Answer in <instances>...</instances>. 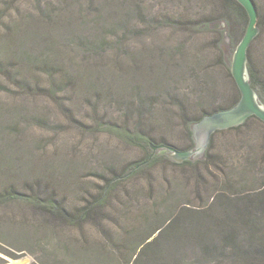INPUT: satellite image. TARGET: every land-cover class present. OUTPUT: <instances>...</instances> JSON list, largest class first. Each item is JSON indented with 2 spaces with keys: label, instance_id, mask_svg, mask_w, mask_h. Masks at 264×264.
Masks as SVG:
<instances>
[{
  "label": "rangeland",
  "instance_id": "rangeland-1",
  "mask_svg": "<svg viewBox=\"0 0 264 264\" xmlns=\"http://www.w3.org/2000/svg\"><path fill=\"white\" fill-rule=\"evenodd\" d=\"M134 1L152 21L136 13L129 32H114L99 7L115 0H0V264H127L138 242L124 234H144L173 204L228 218L222 199L264 192L258 119L217 129L209 156L210 141L189 158L195 166L177 165L170 148L197 149V123L194 147H185L192 139L176 102L214 111L237 98L228 67L248 24L202 23L217 0ZM255 3L251 54L264 75V0ZM104 38L93 53L87 39ZM125 122L140 123L153 147L121 138L115 129ZM122 174L104 207L112 219L74 225L31 198L74 209ZM8 189L15 196L3 199Z\"/></svg>",
  "mask_w": 264,
  "mask_h": 264
},
{
  "label": "trees",
  "instance_id": "trees-1",
  "mask_svg": "<svg viewBox=\"0 0 264 264\" xmlns=\"http://www.w3.org/2000/svg\"><path fill=\"white\" fill-rule=\"evenodd\" d=\"M115 1L116 4L114 5H104L101 3L99 7V11L107 14L106 24L109 28L114 29V32L124 26H126V32H129V28L135 26L133 17L136 13L141 16L143 22L148 23L152 21V19H145L148 16L146 8L139 2L137 3L134 0H131V2L129 0ZM217 1L219 9H212L207 15L200 14V16L202 15L201 17L207 16L205 21L201 20L202 23H206L209 26L221 21L225 23V26H229L228 28H230L231 22L233 24L241 21L244 26L249 23V14L238 0ZM261 23H264V15L260 12L259 8V24ZM220 32L223 39L224 30H220ZM115 36H117L116 33ZM259 37L260 34L253 39L249 46L248 67L251 83L259 91L261 98L264 100L263 71L254 64L251 54L253 42ZM241 39L238 40L237 44H239ZM107 40V38L100 41H90L87 39V44L90 50L96 53L98 51L96 49L97 46L101 42L105 43ZM231 67L230 62L228 73L233 80L238 95L236 94L237 98L229 104V108L235 106L241 98V91L232 74ZM59 73L60 70H56L48 74L54 79L55 75L57 76ZM69 77L76 80L72 74H69ZM176 103L182 116H184L185 127L192 139L185 147H194L193 126L196 123L207 115L227 109L218 106L214 111L206 108L197 111L194 110L193 106L186 105L185 102ZM252 119L264 122L258 116L252 115L245 122L231 128L240 131L244 127L250 126L249 122ZM139 124L132 126L130 123L125 122L121 127H117L115 132L129 142L138 143L144 147H153L149 141L147 131L142 128L140 130ZM164 142L170 145V142L166 141V139ZM213 146L212 141H210L209 151H207L206 156H209L210 149L212 150ZM150 160L153 163L154 160H152L151 154L148 153L145 162H149ZM175 163L177 165L193 164L195 166V164L200 163V160L192 161L186 158L182 161H175ZM194 166L193 168L196 169ZM121 176L123 174L108 179L107 184H105L98 194L87 199L81 206L74 209L67 208L62 202H58L57 199L56 201L48 198L42 199L40 194L39 197L31 198L43 204L45 209L49 208V212L57 213L59 217L74 225H82L87 221H97L101 217L112 219L110 217L112 211L104 207H107L109 204V194L112 193L113 185ZM170 188L168 187L167 192L171 190ZM1 195L5 199L15 196V193L8 189L4 192L2 191ZM218 201L216 200V202ZM221 202L222 209L230 213L228 218L217 217L211 214L208 208L194 207L191 204H181V202H178L168 209L166 216L160 223L156 222L157 224L144 234L137 237L138 230L135 228L129 229V232L124 234L122 240H136L138 243L130 251L127 264H264V192L250 194L242 199H237V201L222 199ZM119 240L117 243L119 244L120 251L123 252L126 250L124 245L127 242L121 243ZM25 249L21 250L24 251ZM11 254L14 258L19 257L16 254Z\"/></svg>",
  "mask_w": 264,
  "mask_h": 264
},
{
  "label": "water",
  "instance_id": "water-1",
  "mask_svg": "<svg viewBox=\"0 0 264 264\" xmlns=\"http://www.w3.org/2000/svg\"><path fill=\"white\" fill-rule=\"evenodd\" d=\"M247 10L249 14V23L246 33L239 42L233 56L232 74L241 91L239 102L227 109L219 110L213 114L205 116L195 125L197 131L204 130L206 134V142L204 146L197 145V149L178 150L172 148L173 155L178 159L190 158L202 152L200 147H207L213 132L217 129L230 128L246 121L252 115L258 116L264 121V103L259 98L256 89L251 83L250 71L248 67V49L253 39L259 32L258 28V8L254 0H238ZM166 147V145H161ZM197 153V154H196Z\"/></svg>",
  "mask_w": 264,
  "mask_h": 264
},
{
  "label": "bare ground",
  "instance_id": "bare-ground-1",
  "mask_svg": "<svg viewBox=\"0 0 264 264\" xmlns=\"http://www.w3.org/2000/svg\"><path fill=\"white\" fill-rule=\"evenodd\" d=\"M204 130L197 131L196 130V141L198 142L199 145L204 146L206 142V134L203 132ZM205 147H200L202 151L204 150ZM15 264H19V262H15Z\"/></svg>",
  "mask_w": 264,
  "mask_h": 264
},
{
  "label": "flooded vegetation",
  "instance_id": "flooded-vegetation-1",
  "mask_svg": "<svg viewBox=\"0 0 264 264\" xmlns=\"http://www.w3.org/2000/svg\"><path fill=\"white\" fill-rule=\"evenodd\" d=\"M198 145V142L196 141V145H195V147Z\"/></svg>",
  "mask_w": 264,
  "mask_h": 264
}]
</instances>
